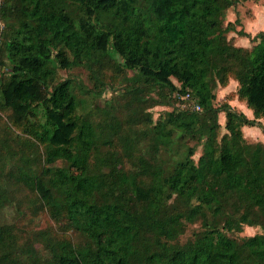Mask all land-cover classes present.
Here are the masks:
<instances>
[{"label":"trees","instance_id":"1","mask_svg":"<svg viewBox=\"0 0 264 264\" xmlns=\"http://www.w3.org/2000/svg\"><path fill=\"white\" fill-rule=\"evenodd\" d=\"M241 1H0V110L32 137L5 139L0 207L19 187L35 196L24 216L47 210L81 236L40 229L20 241L0 224V264H264V232L238 235L264 230V144L242 134L264 118V30L250 48L228 40L226 12ZM104 60L133 73L124 118L110 102L99 118L80 115L78 84L57 79L87 66L103 86L95 71ZM229 80L252 118L214 104L213 82ZM175 101L188 107L155 121L144 112Z\"/></svg>","mask_w":264,"mask_h":264},{"label":"rangeland","instance_id":"2","mask_svg":"<svg viewBox=\"0 0 264 264\" xmlns=\"http://www.w3.org/2000/svg\"><path fill=\"white\" fill-rule=\"evenodd\" d=\"M228 21L233 22L235 28L233 31L227 33L228 40L236 46L250 48L255 42L251 37L257 32L264 30V0H244L235 4L226 12L225 23ZM240 30L249 33L250 37L240 35ZM96 68V76L99 78V81L103 86L95 81L93 74L87 66H72L67 69H59L57 79L71 78L76 84H78V89H76L79 98L77 112L80 115L87 111H94L97 118H99L101 115L100 110L103 108L109 109V107H104V105H106L107 102H110V109L112 108L115 111L117 109V115L124 118L125 115L130 114L131 107L135 105L131 93L126 96L122 95L123 88L127 87L126 81L133 73L131 71H124L120 67L118 68L113 61L109 60H104L103 63L96 66ZM2 78H5V76L2 75ZM94 87H96V90ZM212 87L216 95V99L214 100L215 105H219L226 101L231 104L233 108L242 111L249 118L253 117L252 111L247 107L246 103L236 96L237 83L235 81L229 80L226 86H220L216 82H213ZM100 89H102L100 94H97ZM150 95L156 96L153 93L149 94L145 89L140 92L141 97L147 98ZM179 100L182 99L180 98ZM185 107H188L187 102L175 101L174 106L168 105L167 103L157 104L145 109L144 112H150L152 120L155 121L162 116L163 112L166 110ZM38 119L42 120L40 114H38ZM218 121L220 123V137L226 132L224 128L225 116L223 112L218 114ZM242 134L245 140L250 144H255L257 142L264 144V118L259 119L258 126H243ZM15 135L20 136L21 139L32 140V137L23 130L22 126H15L11 122L8 117V112L0 110L1 162L5 163V139ZM38 151L39 155H41L43 152L41 145L39 146ZM199 153L200 148H198L197 153L194 155V159H197ZM60 165V162L54 164V166ZM14 190L15 192L17 191L16 193L18 197L16 200L7 204L4 203L0 207V224L6 223L12 225L18 231V234L21 237L20 241L26 238L34 240L33 235L40 229L48 230L55 236H68L74 242H79L81 240L80 235L67 227L64 219L59 221L52 219L47 210H44L36 217L24 216V211L26 208L29 209L32 206L30 203L34 200L35 196L31 192L23 189L20 190L19 187H14ZM196 227L197 225L189 226L184 234L180 236V240H186L190 236L192 230ZM263 232L264 230L258 226H244L243 231L238 235L246 236ZM36 246L39 249H42L41 245Z\"/></svg>","mask_w":264,"mask_h":264},{"label":"built area","instance_id":"3","mask_svg":"<svg viewBox=\"0 0 264 264\" xmlns=\"http://www.w3.org/2000/svg\"><path fill=\"white\" fill-rule=\"evenodd\" d=\"M187 97H189V94H186V95H185V98H187ZM193 108H194L195 110H199V109H200L199 105H197V104H195V105L193 106Z\"/></svg>","mask_w":264,"mask_h":264}]
</instances>
